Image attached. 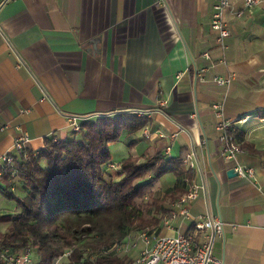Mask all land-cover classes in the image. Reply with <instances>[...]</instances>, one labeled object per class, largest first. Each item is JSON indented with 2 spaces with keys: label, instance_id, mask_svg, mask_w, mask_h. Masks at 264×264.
I'll return each instance as SVG.
<instances>
[{
  "label": "crops",
  "instance_id": "1",
  "mask_svg": "<svg viewBox=\"0 0 264 264\" xmlns=\"http://www.w3.org/2000/svg\"><path fill=\"white\" fill-rule=\"evenodd\" d=\"M229 1L223 49L211 25L216 0H0V156L24 133L35 152L47 138L72 137L69 115L146 117L142 131L121 139L131 155L143 160L168 145V157L184 162L194 153L197 167L185 166L203 189L189 210L223 221L215 258L264 264V3ZM232 74L228 86L215 81ZM217 102L243 150L233 160L223 155ZM120 161L112 155L114 177ZM239 163L255 168L256 179L229 175ZM166 177L168 187L185 185ZM16 208L0 205V214ZM173 227L160 233L179 229L199 240L193 220Z\"/></svg>",
  "mask_w": 264,
  "mask_h": 264
},
{
  "label": "trees",
  "instance_id": "2",
  "mask_svg": "<svg viewBox=\"0 0 264 264\" xmlns=\"http://www.w3.org/2000/svg\"><path fill=\"white\" fill-rule=\"evenodd\" d=\"M148 123L133 113L89 118L72 137L47 138L38 152L30 149L28 159L18 157L16 175L12 167L0 174V190L17 206L0 214V224H8L0 232L1 245L31 250L32 264H55L67 252L68 264H130L135 254L102 249L141 230L160 231L167 204L186 193L194 176L180 156L161 152L144 154L143 160L130 155L119 162L117 177L109 172L110 144L125 134L129 139ZM168 174L183 177L185 185L168 187ZM163 181L164 196L152 199L154 214L146 218L140 201Z\"/></svg>",
  "mask_w": 264,
  "mask_h": 264
},
{
  "label": "built area",
  "instance_id": "3",
  "mask_svg": "<svg viewBox=\"0 0 264 264\" xmlns=\"http://www.w3.org/2000/svg\"><path fill=\"white\" fill-rule=\"evenodd\" d=\"M262 3H264V0H245V6L248 9H252ZM229 7V0H216L211 20L212 28L217 33V40L223 49L227 48L226 39L231 34L224 19L225 10ZM236 13L238 16L242 15V12ZM234 78L235 74L229 77L216 76L215 81L219 85L228 86ZM213 109L218 120L217 128L223 131L220 137L224 146L223 155L225 159L233 160L243 150L239 144L232 141V137L228 133L232 124L225 120L222 104L219 102L213 104ZM142 113L138 114L144 115ZM89 118L81 115H69L68 120L72 131H81L83 121ZM160 136L165 137V134H160ZM29 144L30 137L28 134L24 133L18 136L14 143V150L0 156V174L8 170L7 168H13L18 162V157L29 158ZM171 150V145H168L165 154L170 156ZM190 155L189 159L185 160V163L189 168L195 169L198 163L195 156H193L194 153ZM113 166L112 164L111 167ZM235 171L241 178L256 179V171L253 167L239 163L235 166ZM16 172L17 170L13 168V175H16ZM202 189L203 186L195 180L189 181L187 192L172 204L169 212L164 215L161 224L162 227L174 229L173 223L179 218L182 221L193 220L195 233L198 234L199 240L196 239L193 233H184L179 229H175L172 234H163L160 231L148 228L104 247L102 252L120 256L135 254L130 264H222L220 260L215 258L213 249L217 236L224 230L223 221L212 216L193 218L190 214V205L198 198ZM69 253L67 252L57 258L55 264H62L58 260H62L63 257L67 258ZM32 262L33 255L31 250H14L4 247L0 243V264H32Z\"/></svg>",
  "mask_w": 264,
  "mask_h": 264
},
{
  "label": "rangeland",
  "instance_id": "4",
  "mask_svg": "<svg viewBox=\"0 0 264 264\" xmlns=\"http://www.w3.org/2000/svg\"><path fill=\"white\" fill-rule=\"evenodd\" d=\"M122 140H125L124 136L122 137ZM110 148H111L110 150H111L112 155H113V159L116 161L122 160L124 157L131 155L130 148L128 147V145H126L122 141L112 143ZM13 180H14V182H13L12 187L17 188L18 182L20 179L17 177V178H14ZM165 186H166V184L164 181L162 184L159 183L158 185L157 184L154 185L153 188H150L148 190L145 198L140 201V202L144 203L142 206L144 217L149 218V217L153 216L155 206L153 204H151V201L154 198L156 199V198H161L162 196H164ZM14 190H16V189H14ZM0 205H1V209L5 210V208L10 209L11 207L15 206L16 202H15V200L6 197V195H4L2 193V191L0 190ZM163 218H164V216H163ZM5 227L6 226H3V224L0 225V229H4ZM148 227H150V226H148ZM58 262L62 263V264H66L68 262V259L66 257H63L62 260H58Z\"/></svg>",
  "mask_w": 264,
  "mask_h": 264
},
{
  "label": "water",
  "instance_id": "5",
  "mask_svg": "<svg viewBox=\"0 0 264 264\" xmlns=\"http://www.w3.org/2000/svg\"><path fill=\"white\" fill-rule=\"evenodd\" d=\"M233 173H234L235 175L237 174V173H235V169H231V170L228 171V174H229V175H230V174H233Z\"/></svg>",
  "mask_w": 264,
  "mask_h": 264
}]
</instances>
